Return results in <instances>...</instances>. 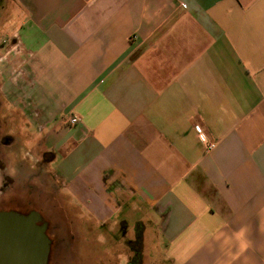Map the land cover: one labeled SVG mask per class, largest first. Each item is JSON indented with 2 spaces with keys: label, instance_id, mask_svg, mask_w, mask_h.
I'll return each instance as SVG.
<instances>
[{
  "label": "crops",
  "instance_id": "crops-1",
  "mask_svg": "<svg viewBox=\"0 0 264 264\" xmlns=\"http://www.w3.org/2000/svg\"><path fill=\"white\" fill-rule=\"evenodd\" d=\"M0 118L133 264H264V0H0Z\"/></svg>",
  "mask_w": 264,
  "mask_h": 264
},
{
  "label": "rangeland",
  "instance_id": "rangeland-1",
  "mask_svg": "<svg viewBox=\"0 0 264 264\" xmlns=\"http://www.w3.org/2000/svg\"><path fill=\"white\" fill-rule=\"evenodd\" d=\"M18 143L20 144V141ZM26 149V147L22 149V161L18 153L20 148L15 156L14 146L0 147V192L2 186L6 184L4 175L13 179V183H8L3 193H0V201L3 200L0 205L9 203V200L13 199V202L17 200L15 203L18 207L20 205L21 207L27 206L26 204L29 202L30 208L40 212L43 220L48 221L49 227L51 226L49 235L56 239L57 248L66 252L63 264H127L123 259V253L128 255L127 260L129 261L132 260L134 254L132 248L138 250L139 254L141 253L142 242L138 235L142 236V231L136 228L138 237L135 238L130 227L133 225V221L142 215L139 205L127 207L119 213V220L127 222V227L124 226V229L129 230L125 238L135 239L132 248L126 244V240L121 247L114 244L116 238L121 239L122 237L117 222L103 229L104 242L102 245L98 241L101 233L100 228H94L90 225L92 222H86L85 216L79 218L78 212L74 211L76 209L71 206V212H63L64 205L68 207L69 202L72 201H69L65 196L66 191L57 183L53 174L45 171V169L49 171L54 163L36 162V156L29 151L27 157L24 153ZM33 175L35 176L33 177ZM147 239L151 240L145 241L146 253L152 257H158L162 249V245L157 243L159 238L157 235H153L152 238ZM153 242H156L157 245H154ZM117 258H120L119 262H117Z\"/></svg>",
  "mask_w": 264,
  "mask_h": 264
},
{
  "label": "water",
  "instance_id": "water-1",
  "mask_svg": "<svg viewBox=\"0 0 264 264\" xmlns=\"http://www.w3.org/2000/svg\"><path fill=\"white\" fill-rule=\"evenodd\" d=\"M48 226L32 208L1 209L0 264H63L66 252L50 238Z\"/></svg>",
  "mask_w": 264,
  "mask_h": 264
},
{
  "label": "flooded vegetation",
  "instance_id": "flooded-vegetation-1",
  "mask_svg": "<svg viewBox=\"0 0 264 264\" xmlns=\"http://www.w3.org/2000/svg\"><path fill=\"white\" fill-rule=\"evenodd\" d=\"M6 128H7V126H6V120L0 118V147H3V146H5V147L12 146L13 147L14 146L15 147V156H16V150H18V148H19V143H18L17 135H16L15 132H7L6 131ZM42 160L44 162V160H46V157L44 156L42 158ZM34 176L35 175H33V177ZM3 178H4V181H5L6 184L2 186L1 192H0L1 194L3 193L4 188L7 186L8 183H13V179L11 177H9L8 175L5 174ZM2 201H0V202H2ZM12 201H13V199H10L9 200V203L7 201H6L7 203H5V204L2 203V205H0V210L1 209H6V210H9V209H23V210H25V209L30 208V205H31L29 202H27V204H26L27 206L24 205L23 207H21V205H20L18 207L15 204V206L13 207L12 206L13 205L12 204ZM119 229H120V232H121L122 237H125L126 230L124 229V226H123L122 223H119ZM49 230H51V226L50 227L48 226V231H47L48 234H49ZM88 233H90V232L88 231ZM49 236H50V238L55 239L54 237H51V235H49ZM125 239H130V238L127 237Z\"/></svg>",
  "mask_w": 264,
  "mask_h": 264
},
{
  "label": "built area",
  "instance_id": "built-area-1",
  "mask_svg": "<svg viewBox=\"0 0 264 264\" xmlns=\"http://www.w3.org/2000/svg\"><path fill=\"white\" fill-rule=\"evenodd\" d=\"M68 121L71 125H73L79 121V118L77 115H70L68 118ZM196 132H197L199 140L205 143L207 150H211L215 147V142L210 141L208 137L206 136L205 132L200 127H196Z\"/></svg>",
  "mask_w": 264,
  "mask_h": 264
},
{
  "label": "trees",
  "instance_id": "trees-1",
  "mask_svg": "<svg viewBox=\"0 0 264 264\" xmlns=\"http://www.w3.org/2000/svg\"><path fill=\"white\" fill-rule=\"evenodd\" d=\"M136 235H138V232L136 233ZM139 236V238L141 237V235H138ZM138 236H136V237H138ZM135 237V238H136ZM141 239V238H140ZM127 264H133L131 261H130V263L129 262H127Z\"/></svg>",
  "mask_w": 264,
  "mask_h": 264
}]
</instances>
